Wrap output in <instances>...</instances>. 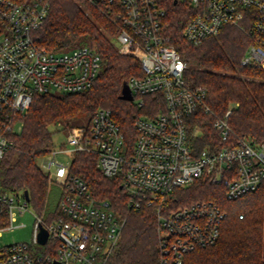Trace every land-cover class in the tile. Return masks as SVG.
I'll list each match as a JSON object with an SVG mask.
<instances>
[{
	"label": "built area",
	"instance_id": "built-area-1",
	"mask_svg": "<svg viewBox=\"0 0 264 264\" xmlns=\"http://www.w3.org/2000/svg\"><path fill=\"white\" fill-rule=\"evenodd\" d=\"M50 1L0 0V159L36 94L86 91L100 70V56L87 44L55 49L39 43ZM88 1L112 19L119 51L141 64L142 73L126 82L133 99L143 106L150 94L154 107L134 119L131 139L106 107L93 111L86 129L67 130L66 142L42 164L61 187L56 213L44 220L33 210L31 241L0 244V264H106L124 220L69 172L76 151L92 153L97 170L119 180L130 208L155 211L159 264H182L188 252L217 241L226 213L213 199L174 205L175 190L198 179L221 184L229 200L264 190V140L236 135L226 120L230 109L215 115L204 103L205 88L186 82L185 61L164 30V0ZM177 1L191 12L185 39L197 44L224 25L236 26L251 38L240 63L264 69V0ZM199 109L212 113L211 128L222 145L194 148L201 128L191 118ZM59 155H69L66 164ZM28 205L22 191L0 189V236L13 227L14 209L22 213ZM40 225L47 230L44 243L38 241Z\"/></svg>",
	"mask_w": 264,
	"mask_h": 264
},
{
	"label": "trees",
	"instance_id": "trees-1",
	"mask_svg": "<svg viewBox=\"0 0 264 264\" xmlns=\"http://www.w3.org/2000/svg\"><path fill=\"white\" fill-rule=\"evenodd\" d=\"M164 6V30L185 61L186 82L205 88L204 103L215 115L224 117L230 109L226 120L236 135L263 141L264 69L240 63L251 43L249 35L227 24L201 42L191 43L183 36L184 24L191 14L189 7L174 0H164ZM37 33L39 43L48 48L66 49L84 42L93 47L101 59L99 73L88 90L36 94L22 116L21 133L11 135L12 143L0 159V189L26 190L28 203L47 220L55 215L57 206L53 210L46 206L52 182L37 159L53 150L50 126L61 122L70 129L72 119L82 115L90 118L96 108L106 107L131 139L135 134L134 119L152 112L154 96H143V106H138L136 96L133 100L120 98L123 83L130 76L142 73L141 64L133 55L118 50L115 24L88 0H51ZM212 113L199 109L191 118L196 128H201L199 134L193 136L195 149L208 145L213 149L223 144L211 128ZM72 155L69 172L81 177L95 197L108 200L110 207L124 220L106 264H159L155 211L130 208L119 180L103 176L95 166L92 153L76 151ZM219 189L223 190L221 184L198 179L175 190L174 205L213 199L226 213L217 241L188 252L182 264H264V190L224 200L217 196Z\"/></svg>",
	"mask_w": 264,
	"mask_h": 264
},
{
	"label": "rangeland",
	"instance_id": "rangeland-1",
	"mask_svg": "<svg viewBox=\"0 0 264 264\" xmlns=\"http://www.w3.org/2000/svg\"><path fill=\"white\" fill-rule=\"evenodd\" d=\"M84 44V42H82ZM118 48V47H117ZM119 50V49H118ZM90 121V118L86 115L79 116L77 118H74L71 120V124L73 127H71V130L81 131L82 127L84 129L87 128V125ZM81 125H83L81 127ZM50 129L52 130V141H53V149L58 150L62 147L63 143L66 142L67 137V130L63 123H54L50 126ZM22 130V122L18 121L14 126V133L17 135L21 133ZM49 154V153H48ZM48 154L39 157L37 159V163L45 170L43 167V162L46 160V157ZM69 156V155H68ZM68 156L59 155L57 158L59 161H62L64 164L68 161ZM72 160L73 155L69 156ZM72 162V161H71ZM71 166V164H70ZM70 170V167H69ZM46 171V170H45ZM47 172V171H46ZM50 177V176H49ZM51 179L50 188L47 194L46 199V206L48 209L53 210L58 204L59 196L61 187L59 184H57V181ZM218 197H223L224 200H228L224 194V191L222 189L218 190ZM17 202V200H14V204ZM18 202L22 203V200H19ZM34 209L32 208L31 204L29 203L27 210L20 213L16 209H14V221H13V227L8 230H4L2 232V235L0 236V244L6 245L16 242H30L32 239V229H33V223L35 221V216L33 214ZM45 220V219H44Z\"/></svg>",
	"mask_w": 264,
	"mask_h": 264
},
{
	"label": "water",
	"instance_id": "water-1",
	"mask_svg": "<svg viewBox=\"0 0 264 264\" xmlns=\"http://www.w3.org/2000/svg\"><path fill=\"white\" fill-rule=\"evenodd\" d=\"M120 98L124 100H132L133 96L131 94V91L128 87V84L126 82L123 83ZM24 198L27 200L28 199V193L26 190L23 191ZM47 239V230L40 225V231L38 234V241L40 243H44ZM53 264H59L58 262H54Z\"/></svg>",
	"mask_w": 264,
	"mask_h": 264
}]
</instances>
